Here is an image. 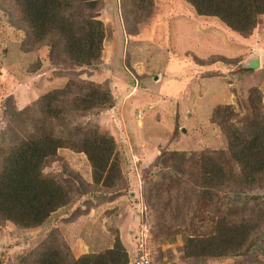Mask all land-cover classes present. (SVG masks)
<instances>
[{
	"label": "rangeland",
	"instance_id": "obj_1",
	"mask_svg": "<svg viewBox=\"0 0 264 264\" xmlns=\"http://www.w3.org/2000/svg\"><path fill=\"white\" fill-rule=\"evenodd\" d=\"M159 4L160 11L154 0L96 1L91 12L102 21L104 31L100 57L80 65L58 50L52 55L48 41L38 42L29 35L17 2L0 0V168L9 147L37 133L43 125L34 110L40 94L70 81L103 87L111 84L120 92H112L111 107L72 111L67 124L60 125L55 119L46 123L61 133L76 132L78 127L112 140L111 163L116 165L112 185L94 181L86 153L69 147L58 149L42 172L61 177L57 179L68 191L69 202L34 229H21L1 220L0 264H21V257L50 231L73 258L110 249L118 238L129 259L135 232L143 226L152 234L153 264H264V181L248 186L225 177V185L214 187L199 201L189 192L200 187L196 172L201 153L207 156L222 150L224 157H229L224 129L212 119L217 104H233L235 122L251 117L255 105L264 115V63L254 70L255 75L242 76L241 71L248 69L222 66L199 77H182L170 59L179 52L189 57V29L177 38L174 33L172 39L165 35L159 13L166 14L167 4L163 8L165 2L160 0ZM262 22L245 37L256 34L264 40ZM215 41L221 42L218 38ZM206 60L210 63H199V71H209L206 66L212 63H227L220 55ZM257 66L258 58L252 57L249 67ZM240 85L243 89L254 87L236 91ZM223 91L225 99L218 97ZM74 92L79 91L74 88ZM70 98L74 97L70 94ZM33 113L39 120H29ZM227 161L237 179L239 169L232 160ZM227 173L233 178L232 171ZM145 203L147 216L141 215ZM159 207L168 210L165 216L171 229L167 232L160 224ZM251 214H257L259 226L246 239L247 248L237 255H186L188 238L209 236L215 224L237 223Z\"/></svg>",
	"mask_w": 264,
	"mask_h": 264
},
{
	"label": "trees",
	"instance_id": "obj_2",
	"mask_svg": "<svg viewBox=\"0 0 264 264\" xmlns=\"http://www.w3.org/2000/svg\"><path fill=\"white\" fill-rule=\"evenodd\" d=\"M15 1L20 7L23 21L29 27V35L38 42L48 41L52 55L58 50L71 62L80 65H89L100 57L103 25L96 18L97 14L91 12L98 0ZM186 1L197 14L216 16L229 30L241 36L250 35L254 29L261 27L264 20V0ZM76 82L70 81L62 88L40 94L34 101V110L40 114L43 125L37 133L29 138H20L10 146L3 159L0 168V221H9L21 229H34L43 225L56 209L69 202L68 191L57 179L61 177L42 172L49 158L63 147L86 153L94 181L112 185L111 178L116 171V165L111 163L115 147L112 140L103 134L91 135L89 129L81 131L75 127L76 132L67 134L46 125L50 124L51 119L58 120L60 125L61 122L67 124V117L72 111L111 107L113 93H120L114 91L111 84L103 87L92 82ZM74 88L79 92L75 93ZM70 94L74 98L71 99ZM218 97L225 99L227 95L223 91ZM220 104L214 109L212 119L224 129L229 157L225 158L222 150L207 156L203 153L199 155L202 161L196 173L200 177V187L189 191L196 201L203 200L214 187L225 185V177L248 186L264 181V115L255 105L251 117L235 122L233 117L237 112L233 104ZM33 114L35 116L29 119L32 122L38 119V114ZM176 154L180 155L178 152ZM227 160H232L239 169L237 179L234 178L233 166ZM231 171L233 178L227 173ZM157 213L161 227L167 232L171 229L165 216L168 210L159 207ZM256 215L251 214L237 223L219 222L215 224L213 234L188 238L184 245L186 255H237L247 248L246 239L259 226ZM135 243L134 236L132 244ZM129 261L130 256L128 259V252L118 238L110 249L73 258L65 251V246L54 231H50L40 244L21 257V264H129Z\"/></svg>",
	"mask_w": 264,
	"mask_h": 264
},
{
	"label": "crops",
	"instance_id": "obj_3",
	"mask_svg": "<svg viewBox=\"0 0 264 264\" xmlns=\"http://www.w3.org/2000/svg\"><path fill=\"white\" fill-rule=\"evenodd\" d=\"M163 1L165 4L162 8L167 4V10L165 15L159 13V17L163 19L164 25L162 29L165 30V35L168 34L169 38H171L172 33H174L173 37L177 38L185 28L189 29L190 48L187 49H189L188 51L191 54L188 52L189 57L187 55L185 57L183 52H179L176 57L170 59V64L175 65L174 67L179 69V74L182 77H186L187 75L199 77L202 73L211 72V70H221L222 66L226 68L231 66L230 68L242 67L248 69V71H241L242 76L245 73L255 75L254 70L264 63V40L261 39V36L253 34L250 38H246L245 36L235 34L236 32L229 30L226 24L218 17L197 14L193 6L186 0ZM159 3L160 0H154V4L158 10ZM215 38H218L221 42L216 43ZM229 48L231 49L227 50ZM246 48H248V51L243 53L242 51ZM235 52H238L239 55L235 56ZM212 55H220L228 63L224 64L219 61L206 66V69L209 71H199L201 70L199 69V63H210L206 59ZM252 57L258 58V66L256 68L249 67ZM196 59L201 62H197ZM185 62L188 64L182 66ZM261 80L258 82V85ZM252 87L254 86L244 87L246 89H243V85H240L236 88V91L246 92L245 90Z\"/></svg>",
	"mask_w": 264,
	"mask_h": 264
},
{
	"label": "built area",
	"instance_id": "obj_4",
	"mask_svg": "<svg viewBox=\"0 0 264 264\" xmlns=\"http://www.w3.org/2000/svg\"><path fill=\"white\" fill-rule=\"evenodd\" d=\"M153 244L148 229L143 226L136 235L133 264H150Z\"/></svg>",
	"mask_w": 264,
	"mask_h": 264
},
{
	"label": "clouds",
	"instance_id": "obj_5",
	"mask_svg": "<svg viewBox=\"0 0 264 264\" xmlns=\"http://www.w3.org/2000/svg\"><path fill=\"white\" fill-rule=\"evenodd\" d=\"M137 82V81H135ZM142 199V197H141ZM143 200V199H142ZM144 201V200H143ZM141 215H146L147 216V207H143L142 208V212H141ZM147 228V227H146ZM141 229V227L139 228ZM139 229H137V231L135 232V239H136V235L139 231ZM149 231V230H148ZM150 235H151V240H152V234L151 232L149 231ZM133 242V241H132ZM152 244H153V241H152ZM134 251H135V245L132 244V250L130 252V261H129V264H133V258H134ZM154 257H155V249H154V245H153V254H152V259H151V262L150 264H153V261H154Z\"/></svg>",
	"mask_w": 264,
	"mask_h": 264
}]
</instances>
